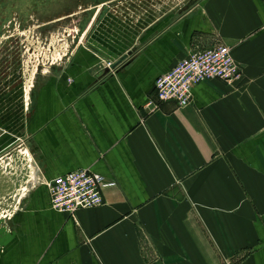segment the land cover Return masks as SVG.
Here are the masks:
<instances>
[{
    "label": "crops",
    "instance_id": "obj_1",
    "mask_svg": "<svg viewBox=\"0 0 264 264\" xmlns=\"http://www.w3.org/2000/svg\"><path fill=\"white\" fill-rule=\"evenodd\" d=\"M105 6L37 72L26 31L0 33V162L25 145L35 165L0 231V264H264V0ZM216 45L241 78L145 109L159 75ZM85 169L112 185L72 217L49 183Z\"/></svg>",
    "mask_w": 264,
    "mask_h": 264
},
{
    "label": "built area",
    "instance_id": "obj_2",
    "mask_svg": "<svg viewBox=\"0 0 264 264\" xmlns=\"http://www.w3.org/2000/svg\"><path fill=\"white\" fill-rule=\"evenodd\" d=\"M78 34V31H75ZM70 37V36H69ZM114 61L105 58L101 70L109 72ZM242 67L226 45L195 50L178 61L169 71L158 76L155 95L146 103L145 109L154 112L161 103L174 101L179 107H186L193 101V89L210 79L232 82L242 77ZM112 183L103 176L89 170H78L59 176L49 183L54 207L72 217L84 208L104 204L103 190Z\"/></svg>",
    "mask_w": 264,
    "mask_h": 264
},
{
    "label": "rangeland",
    "instance_id": "obj_3",
    "mask_svg": "<svg viewBox=\"0 0 264 264\" xmlns=\"http://www.w3.org/2000/svg\"><path fill=\"white\" fill-rule=\"evenodd\" d=\"M34 10L42 11L43 4H36L35 0H0V28L13 11L22 14L23 23L27 20L25 23L28 24L32 11L36 12ZM46 20H43V23ZM78 21H82V16H74L73 20L66 24L67 26L59 25L48 33L43 32V37L35 31L36 27L30 25L27 27L22 39L26 49H29L30 57L28 58V55L26 57L31 61L30 71L37 72L39 67L43 68L49 62L53 63L55 59L61 58L63 53H68L67 49L69 51L71 48L70 39L75 34ZM39 22H35V25L38 26ZM19 30L24 31L22 28ZM34 172L35 165L25 145L12 148L8 157L0 162V231L14 215V211L19 208V199L26 193Z\"/></svg>",
    "mask_w": 264,
    "mask_h": 264
},
{
    "label": "flooded vegetation",
    "instance_id": "obj_4",
    "mask_svg": "<svg viewBox=\"0 0 264 264\" xmlns=\"http://www.w3.org/2000/svg\"><path fill=\"white\" fill-rule=\"evenodd\" d=\"M119 1L123 2L127 0H35L36 4H43L42 11L34 10V12L36 11V14L32 11L28 24L25 23L27 20L23 23L22 14H20L19 12L17 14L16 11H13L11 16L2 24L0 28V33H13V31L18 30V28H22L25 31L27 30V27H29V25L34 26L35 28V22H42L43 20L56 18L65 14L70 15V17L80 15V17L82 16V19L84 21L86 19L91 20L93 17L100 18L103 14L108 11L109 6L103 7L102 9H97L98 5H104L106 3ZM83 6L84 8H82ZM84 21H81V25L84 23ZM36 29L38 30V32H40L39 34H42V32H46L49 28L47 29V27L41 25L40 27L38 26V28Z\"/></svg>",
    "mask_w": 264,
    "mask_h": 264
},
{
    "label": "water",
    "instance_id": "obj_5",
    "mask_svg": "<svg viewBox=\"0 0 264 264\" xmlns=\"http://www.w3.org/2000/svg\"><path fill=\"white\" fill-rule=\"evenodd\" d=\"M76 18H78V17H76ZM81 19V18H80ZM71 20H73V17H70V15H67V14H65V15H61V16H59V17H56V18H51V19H48V20H46L44 23H43V21L42 22H40V24H38V26H41V25H44L45 27H47V31H46V33H48V32H50L52 29H54V28H56L57 26H62V27H64V26H67L66 24H68V23H70V21ZM82 21H84L83 19H82ZM76 30L78 31V34H79V32H81L82 31V27H81V23H77V25H76ZM36 32H38V30L36 29L35 30ZM39 33V32H38ZM71 40V39H70ZM128 57V55H125V56H123L120 60H118V61H115L114 63H113V65H112V68H116L117 66H119L123 61H125V59ZM104 72H109V70L108 69H106Z\"/></svg>",
    "mask_w": 264,
    "mask_h": 264
},
{
    "label": "trees",
    "instance_id": "obj_6",
    "mask_svg": "<svg viewBox=\"0 0 264 264\" xmlns=\"http://www.w3.org/2000/svg\"><path fill=\"white\" fill-rule=\"evenodd\" d=\"M89 20H90V19H86V20L84 21V23L81 25V27H82V31L85 29V26L87 25V23L89 22Z\"/></svg>",
    "mask_w": 264,
    "mask_h": 264
}]
</instances>
